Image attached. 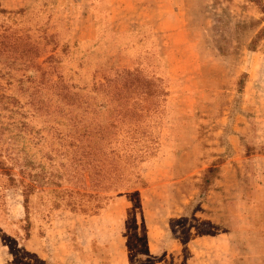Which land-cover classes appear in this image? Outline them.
I'll return each mask as SVG.
<instances>
[{"label":"rangeland","instance_id":"374dc122","mask_svg":"<svg viewBox=\"0 0 264 264\" xmlns=\"http://www.w3.org/2000/svg\"><path fill=\"white\" fill-rule=\"evenodd\" d=\"M132 1L0 0V24L31 35L43 69L57 56L48 78L84 79L101 101L95 80L140 66L166 92L151 104L156 152L135 169L145 184L102 193L67 118L54 100L40 106L50 90L0 76V119L43 137L27 143L42 173L29 214L21 187L0 188V264H264V48L249 49L264 0H140L143 12ZM213 162L218 189L201 195ZM209 223L220 233L202 234Z\"/></svg>","mask_w":264,"mask_h":264},{"label":"trees","instance_id":"16d2710c","mask_svg":"<svg viewBox=\"0 0 264 264\" xmlns=\"http://www.w3.org/2000/svg\"><path fill=\"white\" fill-rule=\"evenodd\" d=\"M2 12L5 13L6 10L0 4V13ZM43 38L46 44L55 41L52 35L45 34ZM259 48H264V26L257 31L249 45L250 50H260ZM40 53L29 33H20L12 26L3 28L0 24V76H14L22 72L20 81L22 85L24 82L29 83L26 89L33 87V94H45L44 91L50 90L48 95L55 97L39 98L40 106H48L46 103L54 100V108L67 118L66 123L70 125L71 133H67L71 136L69 143L77 148L76 154L82 149L80 154L85 159L84 163L92 168L93 187L106 193L138 183L144 185V179L135 169L141 161L154 155L157 149L159 123L155 121V117L158 115V109L152 108L151 104L155 99L160 101L162 98V101H165L166 96L159 80L143 74L140 66L133 69L120 67L113 76L104 77V81L95 80L91 84L89 91L97 95L103 94L104 99L98 101V96L83 94L82 91L89 87L84 79L78 83H69L62 75L58 80L48 78L47 73H52L58 68L57 56L50 55L47 61L51 62V65L48 69H43L37 61ZM31 69L40 74H27ZM245 76L247 74L243 73L242 77ZM80 82H84V85L81 86ZM240 82L243 83L242 78ZM14 103L18 105L17 102ZM6 106L8 105L0 98V110H7ZM7 117L0 119V188L21 187L25 210L29 214L32 196L42 184L37 179L42 173L32 172L35 167L29 157L27 143L35 138L39 141L43 137L30 133L29 124L25 120H18V130L14 131L8 127L13 123L5 121L11 120V116ZM57 138L63 142L66 137L59 132ZM219 170L220 167L215 162L205 169L201 195L218 189V185H214V179ZM90 196L101 200L106 195ZM57 204L55 202L54 205ZM96 207H99V204ZM78 208L84 210L83 204L74 202L72 210ZM206 226L208 229H201L204 235H215L221 231L215 223Z\"/></svg>","mask_w":264,"mask_h":264},{"label":"crops","instance_id":"0c3cea01","mask_svg":"<svg viewBox=\"0 0 264 264\" xmlns=\"http://www.w3.org/2000/svg\"><path fill=\"white\" fill-rule=\"evenodd\" d=\"M131 4L133 6H136V5H139V6L144 5V3L142 1H140V0H136L135 2L132 1ZM142 7H146L148 9V7H150V4H148V6H141V7H139L140 9H142L141 11L143 12V8Z\"/></svg>","mask_w":264,"mask_h":264}]
</instances>
